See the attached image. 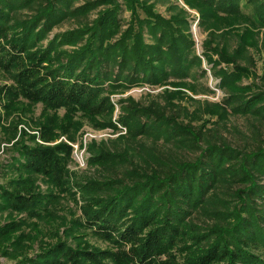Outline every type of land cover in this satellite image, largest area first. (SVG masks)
I'll list each match as a JSON object with an SVG mask.
<instances>
[{
	"label": "trees",
	"instance_id": "trees-1",
	"mask_svg": "<svg viewBox=\"0 0 264 264\" xmlns=\"http://www.w3.org/2000/svg\"><path fill=\"white\" fill-rule=\"evenodd\" d=\"M189 9L206 33L201 55ZM68 21L76 26L53 33ZM203 59L220 101L186 91L215 93L200 82ZM147 85L176 89L148 103L120 99L114 121L111 95ZM39 105L35 132L21 129L30 142H17L13 175L0 183V256L264 264V0H0V129L16 137L19 123L4 122ZM233 115L249 120L247 132L228 125ZM84 124L127 128L89 145L96 172L87 178L70 170Z\"/></svg>",
	"mask_w": 264,
	"mask_h": 264
},
{
	"label": "rangeland",
	"instance_id": "rangeland-1",
	"mask_svg": "<svg viewBox=\"0 0 264 264\" xmlns=\"http://www.w3.org/2000/svg\"><path fill=\"white\" fill-rule=\"evenodd\" d=\"M161 11H164V7L159 5L158 6ZM192 16L195 17V22L192 27V33L196 40V51L199 55L202 53V44L203 40L206 37V33L202 31V29L197 25L199 20V13L196 10L189 9ZM95 17V14L92 18ZM124 18L129 17V12H124ZM76 24L74 21L65 22L61 27L56 28L53 33L63 31L69 29L71 27H75ZM254 56L257 60V71L259 74L263 71V55L258 51H254ZM203 65L208 70L207 76L202 77L200 82L203 85H208L209 87L215 89V93L209 94H197L193 95L190 91L186 90L190 96H193L195 99H200L202 101L209 100L212 102L220 101L221 98L224 96L223 91L216 88V84L219 83L220 79L216 78L212 75L209 66L206 60L203 59ZM222 66H225L222 64ZM244 83H250V80H244ZM165 88L168 89H176L170 85L165 86H143V87H134L124 93H115L111 95V100L115 104V113H114V121H117L119 115L121 114V106H120V99H125L129 96L133 97L137 101H141L144 103H148L151 98H155L158 94H160ZM190 104V103H189ZM191 105V104H190ZM42 107L41 105L32 109V112H17L13 114L9 119L4 122V127H8L10 129V125H12V121H17L19 124V132L16 137L9 139V137L13 136L8 131V134L4 133L3 129H0V183H4L7 181L10 176L13 174L10 172V167L7 166L9 161L12 160L13 156L18 154V146L17 142L20 140H25L30 142L28 139V135H21V129H26L28 133H34L33 129H35L34 121L41 115ZM229 126H236L241 129L243 132H247L249 129V120L241 115H233L230 117ZM89 131L93 132V136L91 139L84 142L85 134ZM107 132V133H106ZM127 128L119 124V131L114 132V130L106 128V129H94L88 124H84V126L80 127L79 130L76 132V141L75 144H79V151L80 149L84 148V156H85V164L81 165L77 162L76 156H74L75 161L71 164L70 170L72 173L79 175L80 177H92L95 175V168L89 167L88 165V158L90 156V151L88 149L89 145L92 143L103 144V143H110L112 140L116 139L120 134H126ZM106 134V135H105ZM233 142L241 141L240 136L237 135L235 132H227L225 133ZM24 137V138H23ZM42 189H47V184L41 183ZM79 197V196H78ZM65 212L67 213H75L77 211V204L73 200L66 199L64 201ZM101 244V243H100ZM14 260L8 259L6 257L0 256V264H13Z\"/></svg>",
	"mask_w": 264,
	"mask_h": 264
},
{
	"label": "built area",
	"instance_id": "built-area-1",
	"mask_svg": "<svg viewBox=\"0 0 264 264\" xmlns=\"http://www.w3.org/2000/svg\"><path fill=\"white\" fill-rule=\"evenodd\" d=\"M107 133V132H106ZM106 135V134H105ZM93 136V132L92 131H89L85 134V138H84V142L86 143L87 140L91 139V137ZM72 146L74 147V150H73V155L76 156V160L79 164L81 165H84L85 164V156H84V151L85 149L82 148L80 149L79 151V144H75V143H72Z\"/></svg>",
	"mask_w": 264,
	"mask_h": 264
}]
</instances>
